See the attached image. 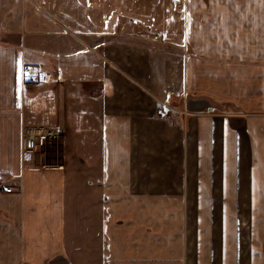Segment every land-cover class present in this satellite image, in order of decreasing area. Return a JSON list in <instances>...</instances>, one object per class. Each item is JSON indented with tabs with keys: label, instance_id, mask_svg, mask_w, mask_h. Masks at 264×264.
Segmentation results:
<instances>
[{
	"label": "crops",
	"instance_id": "1",
	"mask_svg": "<svg viewBox=\"0 0 264 264\" xmlns=\"http://www.w3.org/2000/svg\"><path fill=\"white\" fill-rule=\"evenodd\" d=\"M0 173V264H264V0H0Z\"/></svg>",
	"mask_w": 264,
	"mask_h": 264
},
{
	"label": "built area",
	"instance_id": "2",
	"mask_svg": "<svg viewBox=\"0 0 264 264\" xmlns=\"http://www.w3.org/2000/svg\"><path fill=\"white\" fill-rule=\"evenodd\" d=\"M23 75L26 77V79H30L29 81L34 82L32 80V72L30 67H25L23 70ZM46 79H49V76H46ZM168 112L164 110L162 112V116L165 117L168 115ZM57 138V133L54 131L46 130V129H37L36 131H33L32 135L27 136L26 139V145L28 149L35 150V149H44L45 146L48 143L49 139ZM14 183L11 180L10 177L5 175L4 173H0V193H6L10 194L14 190Z\"/></svg>",
	"mask_w": 264,
	"mask_h": 264
},
{
	"label": "rangeland",
	"instance_id": "3",
	"mask_svg": "<svg viewBox=\"0 0 264 264\" xmlns=\"http://www.w3.org/2000/svg\"><path fill=\"white\" fill-rule=\"evenodd\" d=\"M50 140H53V139H49L48 142H49ZM46 146H47V145H46ZM46 146H45V147H46ZM43 153L45 154L44 151L41 152V151L37 150V153H36V154H40V155H42ZM38 156H39V155H38ZM39 157H40V156H39ZM42 160H43V158H42Z\"/></svg>",
	"mask_w": 264,
	"mask_h": 264
}]
</instances>
